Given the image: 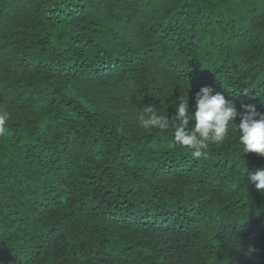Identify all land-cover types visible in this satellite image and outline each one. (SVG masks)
<instances>
[{"label": "trees", "instance_id": "trees-1", "mask_svg": "<svg viewBox=\"0 0 264 264\" xmlns=\"http://www.w3.org/2000/svg\"><path fill=\"white\" fill-rule=\"evenodd\" d=\"M204 86L264 113V0H0V264H264V157L138 125Z\"/></svg>", "mask_w": 264, "mask_h": 264}, {"label": "clouds", "instance_id": "clouds-1", "mask_svg": "<svg viewBox=\"0 0 264 264\" xmlns=\"http://www.w3.org/2000/svg\"><path fill=\"white\" fill-rule=\"evenodd\" d=\"M194 111L189 110L188 98L181 99L175 105V115L169 118L160 113L151 104L142 107L137 116L140 128L146 133L153 130L165 132L174 127L173 142L187 149H194V158H207L204 151L209 144L222 143L231 133L238 135L243 146L242 153H255L264 157V113H260L251 104H241L238 113L233 101L227 100L212 87L204 86L195 93ZM171 103V102H170ZM239 116V123L235 120ZM9 112L0 109V137L8 131ZM247 181L256 191L264 193V166L248 172Z\"/></svg>", "mask_w": 264, "mask_h": 264}]
</instances>
